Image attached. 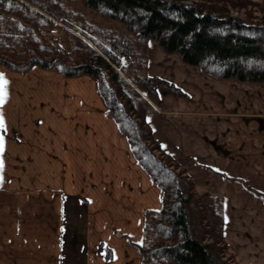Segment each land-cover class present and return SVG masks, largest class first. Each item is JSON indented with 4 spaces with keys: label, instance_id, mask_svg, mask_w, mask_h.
I'll list each match as a JSON object with an SVG mask.
<instances>
[{
    "label": "crops",
    "instance_id": "obj_1",
    "mask_svg": "<svg viewBox=\"0 0 264 264\" xmlns=\"http://www.w3.org/2000/svg\"><path fill=\"white\" fill-rule=\"evenodd\" d=\"M163 53L179 61L152 56L149 73L189 96L164 92L151 101L154 135L199 194L224 199V238L237 264H264V200L257 195L264 194V120L224 113L229 105L215 96L204 107L193 103L233 79ZM0 74L8 82L0 107V264H143L135 244L143 242L146 211L162 207V191L107 114L97 80L38 66ZM255 99L241 110L264 111ZM101 242L112 249L110 260Z\"/></svg>",
    "mask_w": 264,
    "mask_h": 264
},
{
    "label": "trees",
    "instance_id": "obj_2",
    "mask_svg": "<svg viewBox=\"0 0 264 264\" xmlns=\"http://www.w3.org/2000/svg\"><path fill=\"white\" fill-rule=\"evenodd\" d=\"M83 1L120 20L142 45L156 40L163 51L177 53L187 64L217 78L264 83V16L259 22L232 16L228 0L194 5L181 0ZM48 2L58 4L57 0H0V67L28 71L40 66L64 76L89 74L97 80L107 114L126 136L137 163L162 191V207L146 211L144 239L135 244L143 264H229L222 257L228 249L224 199L197 192L187 169L155 137L147 120L155 109L132 83L144 86L156 98L164 92H185L145 69L131 75L129 66L137 51L130 36H123L120 43L115 39L98 43V48L81 40L75 51L84 53L83 57L71 62L55 53L39 54L47 53L48 47L41 45L37 30L54 23ZM26 34L33 36L35 46H30ZM9 43L22 46L26 55L14 57ZM145 64L143 60L141 66ZM4 134L0 129V135ZM257 195L264 200V194ZM99 248L107 260L113 257L105 243Z\"/></svg>",
    "mask_w": 264,
    "mask_h": 264
},
{
    "label": "rangeland",
    "instance_id": "obj_3",
    "mask_svg": "<svg viewBox=\"0 0 264 264\" xmlns=\"http://www.w3.org/2000/svg\"><path fill=\"white\" fill-rule=\"evenodd\" d=\"M58 4L53 5V3L48 2L47 8H49L48 15H51L54 23L49 25H43L37 30V36L41 40V45L44 47H48L47 53L39 54L45 56L48 53H55L57 57H62L64 60L69 62L79 60L83 57L81 52L75 51L80 45L81 40H85L90 43L93 47L98 48V43L110 44V41L115 39L114 41L119 42L124 41L123 36L131 37L133 43L136 48L135 59L130 63L129 70L131 75L137 74L141 72L143 69L149 73L148 63L149 59L153 56V59L156 60V57L162 56L164 57L168 63H176L179 61V56L173 54V56H169L163 53L162 48L158 45L156 41L149 40L147 45H142V43L135 36L134 32L128 31L125 25L118 19L108 18L103 15L101 11L92 9L88 7L83 0H57ZM172 1V0H171ZM189 5L197 4L198 2H204L203 0H181ZM227 7L229 8V13L232 16L241 17L242 19L248 18L249 20L259 22L264 16V0H228ZM52 9V11H51ZM78 27L79 29H77ZM27 40H30V46H35L33 43V36L30 34L25 35ZM22 42V40H21ZM10 44V52L15 53L14 57L22 58L25 55L22 54V46L17 45L15 43ZM79 44V45H78ZM9 55H11V53ZM167 53V52H166ZM20 60V59H18ZM143 60H146V64L141 66ZM172 60V61H171ZM171 61V62H170ZM130 62L129 59L125 58L124 63L128 64ZM172 65V64H171ZM173 66V65H172ZM2 67L7 68L5 65H1ZM40 67V66H38ZM144 67V68H143ZM10 69V68H8ZM44 69V68H43ZM13 70V69H11ZM50 70V69H46ZM135 70V73H134ZM17 71V70H13ZM54 71V70H52ZM17 72H26V71H17ZM143 72V71H142ZM203 72V71H202ZM150 74V73H149ZM81 75V74H80ZM79 76V75H76ZM215 77V76H214ZM217 78V77H216ZM218 79H229L232 78H218ZM233 79L231 82L232 86L221 85L219 86L218 82L215 85V93L212 91H205L206 93H202L199 96L194 95L192 98L193 103L198 102V106L204 107L201 103H212L211 98L217 97V101L222 102L225 107L229 105L228 110L224 113L229 112V114L237 115L244 114L247 115L246 118L249 120H264V111H260L259 109L256 111L251 110H241L247 105V108L250 109L253 102L248 103L252 96H255L256 102H259V105L264 103V83L263 82H251V81H239ZM133 87L137 89L139 93H141L142 97L148 101L149 103L157 104V98L150 94L144 86L132 83ZM222 87V88H221ZM223 90L225 91L223 93ZM232 90L233 93L227 95L226 91ZM151 92V91H150ZM172 93L175 95L189 96L187 94H180L174 92H165ZM223 93V95L221 94ZM209 94V95H208ZM208 95V101L205 100ZM251 96V97H249ZM199 97V98H198ZM151 103V104H152ZM210 106V105H209ZM207 112V111H205ZM210 114H219L218 112H213L212 110L208 111ZM175 157V156H174ZM178 160V159H177ZM179 161V160H178ZM181 163V162H180ZM182 164V163H181ZM208 241H210L209 236L207 237ZM222 257L225 261L229 262V264H237L235 261V257L231 254L229 248L222 254Z\"/></svg>",
    "mask_w": 264,
    "mask_h": 264
},
{
    "label": "snow or ice",
    "instance_id": "obj_4",
    "mask_svg": "<svg viewBox=\"0 0 264 264\" xmlns=\"http://www.w3.org/2000/svg\"><path fill=\"white\" fill-rule=\"evenodd\" d=\"M7 83H8L7 80L4 79L2 74H0V107H2L7 97V90H6ZM0 129H4L6 131L5 121L2 115H0ZM3 151H4V137L3 135H0V155H2ZM3 167H4L3 160L0 159V172H2ZM2 181H3V177L0 176V183H2Z\"/></svg>",
    "mask_w": 264,
    "mask_h": 264
},
{
    "label": "bare ground",
    "instance_id": "obj_5",
    "mask_svg": "<svg viewBox=\"0 0 264 264\" xmlns=\"http://www.w3.org/2000/svg\"><path fill=\"white\" fill-rule=\"evenodd\" d=\"M105 257V256H104ZM107 257V256H106ZM108 258V257H107Z\"/></svg>",
    "mask_w": 264,
    "mask_h": 264
}]
</instances>
